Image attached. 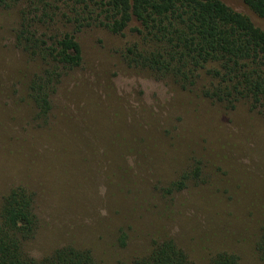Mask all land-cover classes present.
I'll return each instance as SVG.
<instances>
[{
  "label": "rangeland",
  "instance_id": "374dc122",
  "mask_svg": "<svg viewBox=\"0 0 264 264\" xmlns=\"http://www.w3.org/2000/svg\"><path fill=\"white\" fill-rule=\"evenodd\" d=\"M221 1L264 30L242 0ZM10 30L11 20L0 16V121L7 109L27 113L15 101L3 107L25 63L3 42ZM79 40L84 70L71 75L55 112L59 128L72 126L77 135L67 141L32 129L38 152L32 141L21 144L24 128L2 130L12 141L7 147L0 141V205L19 185L36 195L39 229L30 254L42 258L69 245L90 250L96 264H118L146 256L154 240L171 236L197 264L215 249L235 252L240 264H261L254 244L264 227V117L245 102L226 110L197 91L131 73L122 58L129 33L84 31ZM105 93L112 96L110 112ZM104 142L116 144L108 156L93 150ZM200 161L207 181L167 195L180 172Z\"/></svg>",
  "mask_w": 264,
  "mask_h": 264
},
{
  "label": "trees",
  "instance_id": "16d2710c",
  "mask_svg": "<svg viewBox=\"0 0 264 264\" xmlns=\"http://www.w3.org/2000/svg\"><path fill=\"white\" fill-rule=\"evenodd\" d=\"M242 1L264 20V0ZM0 16L11 20L3 42L12 43L25 60L18 77H13L11 91L6 92L12 95L3 101V107L15 101L27 109L24 116L11 115L8 109L3 112L0 141L5 147L12 141L6 133L15 126L24 128L21 144L27 147L32 141L38 152L41 141L30 134L32 129L58 132L54 137L60 135L67 141L77 135L72 126L59 128L55 112L58 96L71 75L84 70L79 40L84 31L100 30L113 36L129 33L131 41L122 58L133 74L182 92L197 91L226 110L245 102L264 117V30L221 0H0ZM111 98L105 93L104 107L109 112ZM109 143L93 150L108 156L116 150V144ZM206 177L205 166L197 162L194 169L180 172L166 194L189 190L193 182L200 186ZM1 200L0 264H96L90 250L69 245L42 258L32 256L27 246L39 229L36 195L19 185ZM120 241L126 246V234ZM254 250L264 264V227ZM211 252L206 264H240L241 257L229 249ZM118 264L197 263L177 238L168 236L154 240L146 256Z\"/></svg>",
  "mask_w": 264,
  "mask_h": 264
}]
</instances>
